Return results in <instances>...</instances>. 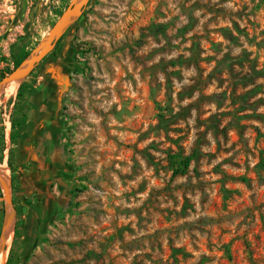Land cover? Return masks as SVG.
<instances>
[{
	"label": "rangeland",
	"instance_id": "rangeland-1",
	"mask_svg": "<svg viewBox=\"0 0 264 264\" xmlns=\"http://www.w3.org/2000/svg\"><path fill=\"white\" fill-rule=\"evenodd\" d=\"M76 3L22 96L8 97L15 58L40 42L27 67L48 47L56 17L51 0H0L14 225L29 205L44 215L45 185L63 206L30 238L14 243L12 229L7 260L14 247L12 264H264V0ZM24 114L27 138L13 145ZM194 151L174 175L171 155ZM8 206L3 190L0 244Z\"/></svg>",
	"mask_w": 264,
	"mask_h": 264
},
{
	"label": "trees",
	"instance_id": "trees-1",
	"mask_svg": "<svg viewBox=\"0 0 264 264\" xmlns=\"http://www.w3.org/2000/svg\"><path fill=\"white\" fill-rule=\"evenodd\" d=\"M72 1L70 0H51V3L54 4V16L56 17V19L50 23V25L52 27L55 26V24L57 23L58 19L62 16V14L64 13V11L68 8V6L70 5ZM48 7H50V4L48 5ZM77 24L74 23L72 25L69 26L68 31H71L72 28ZM62 38H60L61 40ZM59 40V41H60ZM40 44V42L37 43V45ZM36 45V47H37ZM34 47L33 49H24L14 60V68L17 70L19 69L23 62L32 54L33 50L36 48ZM35 69H33L31 71V73L28 75L31 76L33 74ZM26 81L24 80L22 82V84L19 87V91H18V97L22 96V89L25 86ZM26 121H27V115L24 114L21 117H16L13 116L12 117V121H11V143L13 145H16L18 142V139H26L27 138V133H23L22 135H20V130L23 129L26 125ZM11 153H13V149L11 150ZM197 156V151H194L192 154L190 155H186V156H179V155H171V158L174 160H176V168L174 169V175H178V174H184L186 173V171L188 170V168L191 165L192 160ZM4 159V158H3ZM9 168L12 172V174L15 172V167L14 164L12 162V160H9ZM57 176L59 178H63V179H68V177H70V173L67 172H63V171H58L57 172ZM80 190V189H77ZM0 194H2V189L0 187ZM4 217H5V211L2 213V218H3V222H4ZM3 226V223H2ZM20 227H19V221H17L16 223V227H15V231H14V243L15 240L20 236V231H19ZM14 248V247H13ZM13 248L11 249V253L10 256L6 262V264H12V253H13Z\"/></svg>",
	"mask_w": 264,
	"mask_h": 264
},
{
	"label": "crops",
	"instance_id": "crops-1",
	"mask_svg": "<svg viewBox=\"0 0 264 264\" xmlns=\"http://www.w3.org/2000/svg\"><path fill=\"white\" fill-rule=\"evenodd\" d=\"M57 190H58L57 185H54V187L45 185V187L40 188V191L38 193L43 197L42 210L45 211L44 215H42V217L40 216L38 205L37 206L29 205L27 207V210L24 211L21 215L22 220L24 222V225L20 227L21 229H19L20 236L22 238H26V237L30 238L33 232V228H39L38 224H40L41 219L42 220L45 219L44 216L49 217L48 219L50 220L51 217L55 219L61 215L60 210L62 208L60 207L62 206V202L59 199V197L56 195ZM34 234L36 236L38 233L35 232Z\"/></svg>",
	"mask_w": 264,
	"mask_h": 264
},
{
	"label": "water",
	"instance_id": "water-1",
	"mask_svg": "<svg viewBox=\"0 0 264 264\" xmlns=\"http://www.w3.org/2000/svg\"><path fill=\"white\" fill-rule=\"evenodd\" d=\"M81 6H78L76 3V0L72 1L70 3V5L68 6V8L64 11V13L62 14V16L58 19L57 23L55 24V26L53 27V29L55 30V34L54 37L51 41H49V45L46 49L39 51V53H36L34 55V59L32 61V63L30 64V66L24 70H20L17 69L13 74H11L9 77H6L4 82H8L11 79L14 78H21V79H25L26 77H28V75L31 73V71L33 70V68L36 66L37 62H39L40 60H42L44 58V56H46L55 46V44L57 43V41L60 39V37L63 34L64 28L66 27L69 19L71 18L72 14H74ZM40 45V44H39ZM33 54V52H32ZM31 54V55H32ZM3 83V82H2ZM1 181V180H0ZM0 187L2 189V186L0 184ZM3 191V189H2ZM10 186H7L6 190H5V199H7L8 201V205L11 208V214L13 217L16 216L15 213V208L13 206V203L10 199ZM8 219L9 216L6 214L5 218H4V222H3V228H2V238L4 234H7V223H8ZM2 241V240H1Z\"/></svg>",
	"mask_w": 264,
	"mask_h": 264
},
{
	"label": "bare ground",
	"instance_id": "bare-ground-1",
	"mask_svg": "<svg viewBox=\"0 0 264 264\" xmlns=\"http://www.w3.org/2000/svg\"><path fill=\"white\" fill-rule=\"evenodd\" d=\"M46 48L47 47L43 48L42 50H44ZM32 61L29 63V65L27 67H26V65L24 67L21 66L20 70L22 71V70L28 68L30 66V64L32 63ZM20 80H22V79L21 78H14V79H11L4 84L3 87H5V88H4V90L2 89V91L5 92L6 96L12 97L17 93V90H18L19 85H20ZM9 169L10 168L8 166V161H6V159L4 158L2 160V162H0V180H1L0 184H1L2 189L4 191L6 190L7 186H9V184H10ZM6 201H7V199H6ZM9 209H11L10 206H8V208H7V215L8 216H9V214H8ZM14 221H15L14 217L9 216L8 223H7V227H8L7 228V234L3 235V238H2V241L0 244V264H6V261H7V253H6L7 252V245L11 244L12 229L15 228Z\"/></svg>",
	"mask_w": 264,
	"mask_h": 264
}]
</instances>
